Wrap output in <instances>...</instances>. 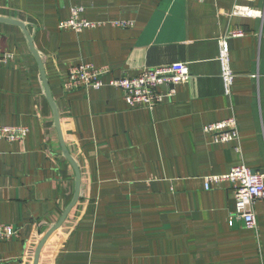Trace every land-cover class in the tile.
Segmentation results:
<instances>
[{
    "label": "crops",
    "instance_id": "0c3cea01",
    "mask_svg": "<svg viewBox=\"0 0 264 264\" xmlns=\"http://www.w3.org/2000/svg\"><path fill=\"white\" fill-rule=\"evenodd\" d=\"M72 8L102 25L60 30ZM0 17L26 33L0 23V48L14 55L0 66V125L28 130L23 141H0V224L16 231L0 241L1 263L33 264L75 190L27 35L80 173L79 197L37 264H264V202L253 206L256 228L248 230L233 218L229 185L203 184L239 165L264 171V0L0 1ZM237 30L242 37L226 40L227 95L218 41ZM82 62L105 67L104 83L177 62L190 79L152 111L129 108L108 86L64 92L68 69ZM230 118L238 140L213 143L202 132Z\"/></svg>",
    "mask_w": 264,
    "mask_h": 264
},
{
    "label": "built area",
    "instance_id": "2783aa9c",
    "mask_svg": "<svg viewBox=\"0 0 264 264\" xmlns=\"http://www.w3.org/2000/svg\"><path fill=\"white\" fill-rule=\"evenodd\" d=\"M14 2L18 0H0ZM82 8H72L70 16L59 22L62 31L80 33L87 29H94L102 24L89 22L81 19L79 13ZM233 14L238 16L250 15L249 9L245 7H234ZM123 28L131 27V23H111ZM240 30L229 32L225 38L218 41L217 61L220 65V78L223 84V91L229 94L230 87L234 81V75L230 68L229 48L227 39L242 37ZM12 52L1 50L0 66L13 61ZM108 70L95 68L90 63H79L68 69L67 79L63 86L64 92H71L76 89L99 90L108 86L121 92L125 104L129 108H144L152 111L161 105L165 100H170L176 88L188 82L190 79L189 69L186 63H171L153 69H147L134 77L126 75L113 78L107 83L103 79ZM164 89L161 91L160 89ZM202 132L211 137L213 143H229L238 140V129L233 118L204 125ZM28 130L19 126L0 125V141L7 143L23 141ZM227 183L231 188L233 196V218L242 222L245 229L256 228V218L253 206L257 202H264V174L253 172L244 165L232 168L226 175L209 176L204 178V189L220 188ZM232 225V218L229 221ZM16 235V231L9 225L0 224V241H8ZM0 264H4L1 263Z\"/></svg>",
    "mask_w": 264,
    "mask_h": 264
},
{
    "label": "water",
    "instance_id": "95a60500",
    "mask_svg": "<svg viewBox=\"0 0 264 264\" xmlns=\"http://www.w3.org/2000/svg\"><path fill=\"white\" fill-rule=\"evenodd\" d=\"M0 23H7L10 25L17 26V27L21 28L25 33L24 26L19 22L11 21V20L4 19V18L0 17ZM26 37H27L30 52L33 55V57L37 63V66H38L39 77H40V80L43 84V90H44L45 97L49 103V106H50L51 111H52V115L54 117V122H55L56 130H57L59 146L62 150L64 157L67 159L68 163L72 166V169H73L74 174H75V190H74L73 199H72L71 203L68 205V207L66 208V210L64 211V213L62 214V216L60 217L59 221L46 233V235L39 242V244L36 248V251H35L34 262H33V264H37L38 258H39V253H40V250L43 247L44 243L47 241V239L50 237V235L64 222L65 218L67 217V215L69 214L70 210L75 205V203L79 197L80 173H79V169H78L77 165L75 164V162L73 161V159L69 155V153L65 147V144L63 142V138H62V134H61V130H60V125H59L57 108H56L55 103H54V101L50 95V92H49V88H48L47 80L45 77L42 61H41L37 51L33 48L30 38L27 35H26ZM258 72L260 75H264V59L259 61ZM253 172H255V171H253ZM260 173L264 174V171H261Z\"/></svg>",
    "mask_w": 264,
    "mask_h": 264
}]
</instances>
